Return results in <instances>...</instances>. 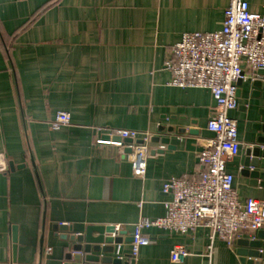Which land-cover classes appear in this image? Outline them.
I'll return each instance as SVG.
<instances>
[{
	"label": "crops",
	"instance_id": "obj_1",
	"mask_svg": "<svg viewBox=\"0 0 264 264\" xmlns=\"http://www.w3.org/2000/svg\"><path fill=\"white\" fill-rule=\"evenodd\" d=\"M264 16V0H246ZM229 0H0V264L13 258V228L21 264H65V243L56 225L83 232L114 226L122 243L113 257L129 264H242L233 246L198 226L185 235L145 229L147 246L132 257L136 224L166 214L163 192L172 178L197 180L205 171L200 153L214 133L208 122L211 92L170 84L173 48L185 33L222 29ZM239 82V155L227 163L242 203L264 201V173L247 167V149L264 122V72L245 63ZM259 81V82H258ZM70 124L53 129L59 113ZM115 129L149 133L147 173L134 176ZM175 139L163 144L157 137ZM141 142V139L139 140ZM259 231L254 240L260 239ZM34 242V243H33ZM121 246L118 255L117 249ZM176 246L187 256L171 260ZM48 249H51L48 252Z\"/></svg>",
	"mask_w": 264,
	"mask_h": 264
},
{
	"label": "built area",
	"instance_id": "obj_2",
	"mask_svg": "<svg viewBox=\"0 0 264 264\" xmlns=\"http://www.w3.org/2000/svg\"><path fill=\"white\" fill-rule=\"evenodd\" d=\"M242 63L254 73L264 72V16L251 12L246 0H229L222 29L185 33L174 46L169 65L173 73L170 84L211 92L216 103L208 130L214 133V138L200 153V163L205 168L201 177L167 181L163 192L172 198L165 202V216L141 218L136 224L132 257L138 256L140 247L149 245L150 239L143 231L152 227L185 235L198 226H205L210 230L211 249L216 239L233 246L245 234L254 240L259 231H264V201L250 198L242 203L233 187L234 177L227 171V163L239 155L241 148L237 121L229 112L237 109L238 84L246 78ZM69 124L70 115L62 112L52 128L56 130ZM112 135L119 140L99 139L97 143L117 145L122 153L128 152L134 176L145 177L146 142L150 134L115 129ZM7 171V161L0 154V173ZM120 252L121 246L117 254ZM186 256L182 246H176L171 252V260L175 263L183 262Z\"/></svg>",
	"mask_w": 264,
	"mask_h": 264
},
{
	"label": "water",
	"instance_id": "obj_3",
	"mask_svg": "<svg viewBox=\"0 0 264 264\" xmlns=\"http://www.w3.org/2000/svg\"><path fill=\"white\" fill-rule=\"evenodd\" d=\"M259 82V81H258ZM261 135L255 144L247 149V167L259 168V171L249 174L255 179L264 173V122L258 125ZM156 140H161L163 144H173L175 139L164 136ZM54 230L61 241L65 243V264H129L120 257H113L115 245L122 243V233L117 235L114 226L89 225L83 232H76L68 225H56ZM260 239H264V231L259 233ZM13 258L8 264H21L18 261L17 249L19 244L31 245L29 240L20 238L17 228H13ZM131 239H133L131 237ZM34 243V242H33ZM240 247L248 249L238 250L240 262L242 264H264V247L261 240L241 239L237 242ZM7 264V263H5Z\"/></svg>",
	"mask_w": 264,
	"mask_h": 264
}]
</instances>
